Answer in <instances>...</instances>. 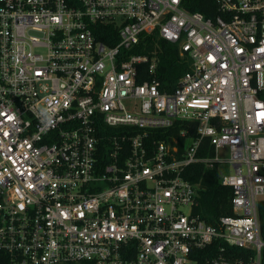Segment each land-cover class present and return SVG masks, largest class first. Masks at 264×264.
Here are the masks:
<instances>
[{
    "label": "built area",
    "instance_id": "2783aa9c",
    "mask_svg": "<svg viewBox=\"0 0 264 264\" xmlns=\"http://www.w3.org/2000/svg\"><path fill=\"white\" fill-rule=\"evenodd\" d=\"M213 2L0 0L5 264H262L264 0ZM195 164L230 215L194 213Z\"/></svg>",
    "mask_w": 264,
    "mask_h": 264
},
{
    "label": "trees",
    "instance_id": "16d2710c",
    "mask_svg": "<svg viewBox=\"0 0 264 264\" xmlns=\"http://www.w3.org/2000/svg\"><path fill=\"white\" fill-rule=\"evenodd\" d=\"M213 4V0H187L185 7L191 12H200L209 16L211 11H214ZM159 45L162 51L159 53L160 64L157 76L162 83L173 86L187 71L188 65L178 57L176 47L164 41H160ZM259 97L264 101V90L260 92ZM175 127L178 129L179 126ZM188 172L193 175L189 179L194 183H199L202 188L198 205L193 209L194 213L201 215L208 223L214 222L220 216L232 213L230 205L232 191L220 184L216 169L205 170L201 164H195L188 169ZM258 215L261 236L264 239V201L259 203ZM3 260V256L0 255V264H5ZM262 264H264V256Z\"/></svg>",
    "mask_w": 264,
    "mask_h": 264
}]
</instances>
